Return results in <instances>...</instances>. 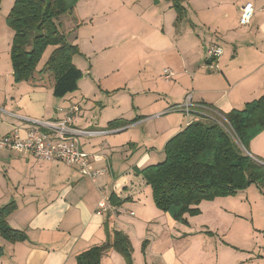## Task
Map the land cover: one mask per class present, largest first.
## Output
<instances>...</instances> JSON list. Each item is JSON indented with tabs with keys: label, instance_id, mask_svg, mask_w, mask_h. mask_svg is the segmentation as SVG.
<instances>
[{
	"label": "crops",
	"instance_id": "crops-1",
	"mask_svg": "<svg viewBox=\"0 0 264 264\" xmlns=\"http://www.w3.org/2000/svg\"><path fill=\"white\" fill-rule=\"evenodd\" d=\"M247 1L182 0L187 19L178 21L170 2L157 0V9L147 14L158 19L155 24L143 22V12L130 15L127 10L128 19L110 13L106 20L112 27L91 35L90 43L85 39L87 50L80 40L73 64L76 57L87 60L123 44L121 25L140 23L143 30L128 33L126 43H132V53L127 60L137 70L141 62L151 72L159 69L149 76L117 78L118 67H107V76H90V68L91 81L82 84L83 70L75 65L82 78L77 89L62 98L53 96L51 74L38 73L46 56L30 80L14 81L9 58L13 33L8 38L3 33L0 138L14 128L23 133L34 127L28 120H61L77 105L76 129L109 132L80 136L78 144L93 155L94 167L108 165L110 172L92 182L60 161L41 162L0 150V208L14 204L6 223L25 235V240L15 243L0 238V264H72L79 253L110 241L116 231L130 241L132 264H264V213L254 218L252 212L255 203L264 205V185H251L234 197L203 201L199 214L186 216L187 223L181 224L155 207L149 186L138 174L156 164L166 142L195 117L228 114L264 96V0H252L254 15L247 26L240 27L239 10ZM73 30L63 32L74 44L80 38ZM103 36L105 40L92 47ZM110 40L119 43L105 47ZM210 46L221 48L222 55L208 64L204 50ZM204 58L206 65H202ZM166 68L174 73L169 81L162 77ZM189 89L190 115L171 111L186 99L180 104L182 99H174V93ZM246 153L255 160L264 158V131L249 143ZM101 190L112 197L114 212L96 213ZM101 264L126 263L111 249Z\"/></svg>",
	"mask_w": 264,
	"mask_h": 264
},
{
	"label": "trees",
	"instance_id": "trees-1",
	"mask_svg": "<svg viewBox=\"0 0 264 264\" xmlns=\"http://www.w3.org/2000/svg\"><path fill=\"white\" fill-rule=\"evenodd\" d=\"M79 1H13L5 21L13 33L9 58L15 82L30 80L42 56L50 50L38 73L51 74L53 96L62 98L77 89L82 72L72 59L79 49L68 41L59 20L71 14ZM166 1L175 10L176 19H182V0ZM262 131L264 96L228 114L197 116L166 142L161 162L146 166L138 174L149 186L155 207L186 224V216L199 214L201 202L234 197L251 185H264V158L255 160L242 151L248 152L249 143ZM13 209L12 203L0 208V238L10 243L25 240L24 233L6 223ZM111 249L126 264H132L130 241L118 231L113 232L110 241L79 253L72 264H101L103 255Z\"/></svg>",
	"mask_w": 264,
	"mask_h": 264
},
{
	"label": "rangeland",
	"instance_id": "rangeland-1",
	"mask_svg": "<svg viewBox=\"0 0 264 264\" xmlns=\"http://www.w3.org/2000/svg\"><path fill=\"white\" fill-rule=\"evenodd\" d=\"M13 1L14 0H1L0 1V44L3 43V40H4L3 33L4 32L7 35L9 34L7 36V38L12 36V31L6 25L5 18L11 10ZM94 1H97V3L95 5H90V3L94 2ZM155 5H157V3H154V0H152V1L151 0H86L82 3H79L77 6H75L73 9V12L71 14L64 15L65 17H63L61 19V22H62L61 27H62L63 31L65 30L68 32L69 31L72 32V31H74L73 29H77V32L79 33L80 39L76 40V43H74V44L75 45L76 44L81 45V41H82V47L84 49H86L85 43H84L85 39H87L88 42L90 43L92 41L90 38L91 35L94 36L95 33L98 32V30H100V29L109 30L112 27V23L111 22L109 23L108 20H106L107 18H109L107 16L110 15V13H112L113 16H115V17L120 15L119 18L124 17V18L128 19L130 17L128 16L127 10H129V13L130 12H136L138 14V13L143 12L144 13V14L142 13V15H144L142 17L143 22L145 21L148 24H155L156 22H158V19H156L155 17H153V18L149 17L148 18V16H147V14L151 13L152 10L157 9V8H155L156 7ZM132 6H134V8H135L134 10L130 9V7H132ZM160 12H161V9H159L156 14H158ZM130 15H133V14L130 13ZM86 17H88V18L86 19ZM186 19H187V17H186L185 12H184L182 20L184 21ZM80 21H84V22H80ZM113 22H114V20H113ZM71 24L76 28H73L72 26H70ZM121 26L124 27L123 28L124 29L123 30L124 35L122 38L123 44H121V45L119 44L116 47L108 48L104 52L101 50L97 57L90 56L89 59H87V60H84L82 57H76L75 65L80 67L83 70L82 72H83L84 77H85V81H83L82 84H84L85 82L91 81V79L89 78V75H87L88 70L90 68H91V70H89L90 76H97V74H99L100 76H107L108 75L106 73L107 67H109V68L118 67L119 74H117V76H116L117 78H125V77L127 78L129 76H132L133 74H136L137 77L149 76V75H153V72H156L159 69V66H157L155 68L156 70H153V72H151L150 68H147L146 67L147 65L145 63L141 62V66H140L139 70H137L138 68H136V66H132L128 62V60H127L128 56H129V54L132 53V51L131 52L129 51V49H131L132 43H129V44L126 43L128 37H129V34L132 35V33H139L140 29L143 30L144 25H142L140 23H135V24L125 23L124 25H121ZM71 34H76V33L73 32ZM201 37H202V33H201ZM103 40H105L104 36H103L102 40L94 42L92 47H97V45L100 43V41H103ZM110 43L112 44V43H119V42H118V40H113V42H112V40H110L109 45H106L105 47H110L111 46ZM46 53H47V55H45ZM49 53H50V50L46 51L44 53V55L42 56L41 60L45 56L48 57ZM204 54H205V52H204ZM205 60H206V58H204L202 60V65H206ZM219 68H220V66H218V69ZM218 69L216 68L214 70L217 71ZM137 71H138V73H137ZM137 80H140V78H137ZM187 82H189L188 77H186L185 83H187ZM191 92H192L191 89L185 90L184 92H180V93L176 91L174 93L173 98L174 99H179V98L182 99V101L180 103V104H182L186 95L191 93ZM162 95H163V93H162ZM174 102H177V100H174ZM185 120H186V118H185ZM242 151L246 154V152L243 149H242ZM162 160H163V157L158 158L157 163L161 162ZM135 172H136V170H135ZM130 174H131V171H130ZM249 200L252 201L251 199H249ZM255 205L257 207H254V210L252 211L254 218L257 214L262 216L264 213V205L262 204L261 201H259L258 203H255Z\"/></svg>",
	"mask_w": 264,
	"mask_h": 264
},
{
	"label": "built area",
	"instance_id": "built-area-1",
	"mask_svg": "<svg viewBox=\"0 0 264 264\" xmlns=\"http://www.w3.org/2000/svg\"><path fill=\"white\" fill-rule=\"evenodd\" d=\"M253 15L254 7L252 0H250L239 10L238 25L240 27L247 26ZM204 52L210 62L217 61L222 55V49L216 46L207 47ZM212 67H214V64H210V68ZM173 76L174 73L170 69L166 68L163 70L162 77L165 81H169ZM191 107V95H188L182 105L174 106L170 110H180L186 116H189ZM79 111V106L73 105L61 120L55 122L28 120L34 127L23 133L20 129L14 128L8 135L0 138V150H10L19 155L32 156L41 162L60 161L69 167L75 168L82 177L95 182L107 175L110 172V167L108 165L103 168L94 167L92 163L93 155L80 149L78 137L102 136L109 132L76 129L73 123ZM114 208L110 196L101 190L96 213L98 215L112 213Z\"/></svg>",
	"mask_w": 264,
	"mask_h": 264
},
{
	"label": "water",
	"instance_id": "water-1",
	"mask_svg": "<svg viewBox=\"0 0 264 264\" xmlns=\"http://www.w3.org/2000/svg\"><path fill=\"white\" fill-rule=\"evenodd\" d=\"M206 63H208V64H209V63H210V60L208 59V60L206 61ZM246 154H247V153H246ZM247 155H248V154H247Z\"/></svg>",
	"mask_w": 264,
	"mask_h": 264
}]
</instances>
